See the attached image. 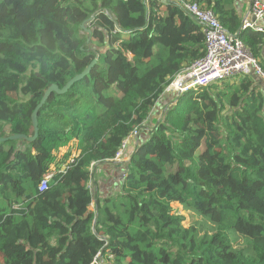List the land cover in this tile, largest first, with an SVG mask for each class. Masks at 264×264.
I'll use <instances>...</instances> for the list:
<instances>
[{
  "label": "trees",
  "instance_id": "1",
  "mask_svg": "<svg viewBox=\"0 0 264 264\" xmlns=\"http://www.w3.org/2000/svg\"><path fill=\"white\" fill-rule=\"evenodd\" d=\"M191 1L237 35L238 0ZM238 38L264 70V34ZM206 52L174 0H0V139L33 136L44 92L97 59L39 110L34 142H0V264H264V84L166 94ZM103 164L122 180L102 200L90 181ZM174 206L212 230L186 226Z\"/></svg>",
  "mask_w": 264,
  "mask_h": 264
},
{
  "label": "built area",
  "instance_id": "2",
  "mask_svg": "<svg viewBox=\"0 0 264 264\" xmlns=\"http://www.w3.org/2000/svg\"><path fill=\"white\" fill-rule=\"evenodd\" d=\"M176 1L202 28L206 40V56L187 68L167 88V95H183L190 91L209 88L238 77L254 76L264 84V70L239 38H233L217 19L212 10L191 0ZM244 31L264 34V0H250V12L244 20ZM136 132L133 138L137 139ZM130 142L124 143L115 162L125 158ZM50 180L43 179L39 192L49 189ZM93 264H104L99 254Z\"/></svg>",
  "mask_w": 264,
  "mask_h": 264
},
{
  "label": "rangeland",
  "instance_id": "3",
  "mask_svg": "<svg viewBox=\"0 0 264 264\" xmlns=\"http://www.w3.org/2000/svg\"><path fill=\"white\" fill-rule=\"evenodd\" d=\"M244 4H245V2H243V3H241L240 5H239V8L241 9L242 8V6H244ZM247 7H245V10L243 11H241L240 12V15H241V17L242 18H244L245 17V14H246V12H247ZM85 29L86 30H89L90 29V25H89V23L85 26ZM85 30V31H86ZM87 32V31H86ZM241 79V77H238V78H235V79H232V80H230V81H235V82H239V80ZM99 167V166H98ZM97 166H95L94 168H91V174H92V176H91V181H90V188H91V190H92V192H93V194L94 195H96V193L98 192V188L100 187V186H98V185H100V182H101V189H103V190H107L109 187H111L110 186V180H111V178H110V176L109 175H106V174H104V171H102V170H99V172H98V170H97V168H98ZM99 174H100V176H99ZM101 178V179H100ZM105 180V181H104ZM100 188H99V190H101ZM102 192V191H101ZM108 195H110V193H108ZM175 208H174V210L178 213V214H180V215H182V216H184L185 217V219H186V221H185V225L186 226H191V225H196V226H198L199 228H201L202 229V233H207V231H211L212 230V227L210 226V224L208 223V222H206L204 219H202L201 217H199V216H197L195 213H193L192 211H188V210H184L183 208H180V207H177V206H174ZM239 242L236 244L237 245V247L238 246H243V244H244V241L242 240V239H239L238 240ZM104 264H114V261L113 260H111V259H104Z\"/></svg>",
  "mask_w": 264,
  "mask_h": 264
},
{
  "label": "water",
  "instance_id": "4",
  "mask_svg": "<svg viewBox=\"0 0 264 264\" xmlns=\"http://www.w3.org/2000/svg\"><path fill=\"white\" fill-rule=\"evenodd\" d=\"M93 19L91 18L89 21H87L86 23H84L82 25V29L83 30H86L85 29V26L90 23ZM243 27H244V21L242 22L240 28H239V31L237 33V35H233V38H238L239 35L244 31L243 30ZM87 33L90 34V30H86ZM97 64V59L95 61H93L91 63V65L81 74L75 76L71 81H69L65 87H63L62 89L59 88L58 86L56 85H52L50 86L45 92H44V97H43V100L42 102L40 103V105L37 107V109L35 110L34 114H33V126H34V135L31 136V137H28V136H24V135H16V136H12V137H9V138H5V139H0V142H6L8 140H19V141H27V142H34L37 138H38V135H39V126H38V113H39V110L43 107V105L46 103V101L50 98V96L54 93L58 94V95H64L66 94L67 92H69V90L74 86L76 85L77 83L81 82L83 79H85V77L88 76V74L91 72L92 68H94V66ZM39 78L41 77L40 74L37 75Z\"/></svg>",
  "mask_w": 264,
  "mask_h": 264
},
{
  "label": "crops",
  "instance_id": "5",
  "mask_svg": "<svg viewBox=\"0 0 264 264\" xmlns=\"http://www.w3.org/2000/svg\"><path fill=\"white\" fill-rule=\"evenodd\" d=\"M243 2H245V4L240 9L239 8V5L241 3H243ZM237 7H238L239 13L242 10L244 11L245 10V7L248 8L247 9V12L245 14V17L243 18V21H244L248 17L249 12H250V0H238ZM263 53H264V51H263ZM263 61H264V56H263ZM160 112L157 111L158 115L160 114ZM158 115H154L153 118L150 119L149 123H152L153 120L157 119ZM132 148H133V145L131 144L129 146V148H128L127 154L125 155V158L121 162H124V161L126 162L127 161V159H128V153H130L129 150H131ZM97 167H98L97 168L98 172H99V170H102V171H104V174L109 175L110 178H111L110 183H109L111 187H109L106 191L103 190V189H101L102 188L101 187V182H100V185H98V186H100L99 188L101 189V190H99V188H98V192H97L98 193V196L100 197V199L103 200V199H106L108 197H112V196L118 195L119 189H120V181L122 180L121 172H119L115 166L110 165V164L97 165ZM119 168H120V166H119ZM99 176H100V174H99ZM108 193H110V195H108ZM91 211H95V205L94 204L91 206Z\"/></svg>",
  "mask_w": 264,
  "mask_h": 264
}]
</instances>
